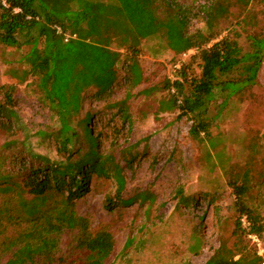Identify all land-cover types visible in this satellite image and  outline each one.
<instances>
[{
    "label": "rangeland",
    "instance_id": "1",
    "mask_svg": "<svg viewBox=\"0 0 264 264\" xmlns=\"http://www.w3.org/2000/svg\"><path fill=\"white\" fill-rule=\"evenodd\" d=\"M171 2L183 8L189 33L214 32L237 43L243 61L221 77L224 82L243 80L242 66L250 61L243 58L260 52L256 82L234 92L215 90L204 114L210 121L208 136L192 133L190 116L162 109L171 104L166 89L180 66L190 63L199 71L195 51L175 54L161 32L136 44L138 83L122 56L110 90L83 91L80 110L69 119L76 135L68 153L58 150L57 113L25 75L22 59L29 46L0 43V104L8 113L0 121V264L12 257L17 235L33 226L28 216L32 196L22 185L23 175L30 166L43 164L44 157L64 162L85 154L90 138L81 120L87 115V128L97 140L94 151L111 169L107 176L92 174L89 192L75 201L73 210L88 219L91 235H111L113 248L103 264H204L221 246L233 254L243 248L260 252L264 260V229L258 243L234 233L239 215L232 189L239 186L245 205L264 225V44L259 43L264 42V0ZM157 3L161 10L164 2ZM221 5L223 11L207 25L209 7L211 12ZM120 44L113 39L109 48L125 54L126 46ZM114 164L122 168L125 188L120 197L128 203L107 211L105 197H116ZM61 202V195L52 194L36 206L44 211L61 207ZM78 237L77 229L58 234L51 264H86L90 254L79 246Z\"/></svg>",
    "mask_w": 264,
    "mask_h": 264
},
{
    "label": "trees",
    "instance_id": "2",
    "mask_svg": "<svg viewBox=\"0 0 264 264\" xmlns=\"http://www.w3.org/2000/svg\"><path fill=\"white\" fill-rule=\"evenodd\" d=\"M158 0H111L110 2L90 0H5L0 3V43L6 47L28 45L29 51L23 56L26 64L25 75L32 79L50 109L60 119V129L55 137L58 150L68 153L76 132L69 119L78 114L82 93L89 87L98 93L110 90L116 79L115 66L124 61L133 72L134 82L140 81L135 58L139 52V40L161 32L168 48L175 54L194 50L193 59L198 60V74L190 63L182 64L177 78L168 82L170 105L164 110H177L178 116H190L193 121L192 133L209 135L210 121L204 114L208 104L214 99L217 88L227 87L234 92L243 85L256 82L255 75L260 65L259 49L245 56L243 72L246 77L237 82L223 81L221 77L237 68L243 61L237 43L225 36L217 38V33H204L200 30L187 31V16L181 5ZM75 5V7H73ZM223 5L206 12L207 25L223 11ZM59 27L61 32L57 33ZM75 35L67 42L63 34ZM113 39H119L126 46L125 54L109 48ZM264 44V42H259ZM4 98L11 101L8 91ZM0 104V121L7 116ZM91 118L87 115L84 124L90 138L89 150L77 160L64 158V162H54L43 158V164L30 166L23 175L22 185L32 196L29 201V221L32 228L17 235L13 241L15 250L5 264H51L57 250L56 236L64 230L77 229L78 243L90 254L86 264H103L112 251L113 240L106 231L95 235L89 232L88 219L75 214V201L89 192L92 174L107 176L111 168L105 158L94 148L97 140L92 138L87 128ZM69 155V154H68ZM112 177L116 184L115 198L107 196L103 207L113 210L115 205L126 204L120 197L125 188L122 168L114 164ZM235 205L239 217L246 215L250 222L249 233L262 237L264 225L261 218L243 201V192L234 185ZM61 195V207L49 206L41 211V201L49 195ZM38 200L35 204L33 201ZM22 205H27L23 200ZM238 220L234 233L245 239V231ZM126 242L125 248L129 246ZM243 248V246H242ZM224 252V253H223ZM262 258L256 251L240 249L237 254L221 246L204 264H260Z\"/></svg>",
    "mask_w": 264,
    "mask_h": 264
},
{
    "label": "built area",
    "instance_id": "3",
    "mask_svg": "<svg viewBox=\"0 0 264 264\" xmlns=\"http://www.w3.org/2000/svg\"><path fill=\"white\" fill-rule=\"evenodd\" d=\"M0 3L2 5H5V0H0ZM56 28V32L57 33H60L61 30L59 27H55ZM71 38H75V35L73 34H69V33H64L63 34V40L65 42H67L69 39ZM239 223L241 225V227L248 232L249 228H250V222L249 220L247 219L246 215H242L239 217ZM247 238L248 239H251L252 241L258 243L259 242V237H257L256 235L254 234H251V233H247ZM260 257H261V253L260 252H256ZM260 264H264V260H261V263Z\"/></svg>",
    "mask_w": 264,
    "mask_h": 264
}]
</instances>
